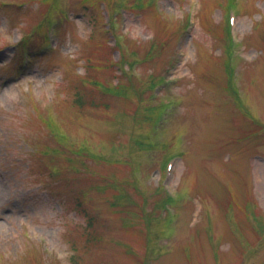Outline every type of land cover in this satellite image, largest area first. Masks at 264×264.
Masks as SVG:
<instances>
[{"label":"rangeland","instance_id":"374dc122","mask_svg":"<svg viewBox=\"0 0 264 264\" xmlns=\"http://www.w3.org/2000/svg\"><path fill=\"white\" fill-rule=\"evenodd\" d=\"M0 264H264V0H0Z\"/></svg>","mask_w":264,"mask_h":264},{"label":"bare ground","instance_id":"6f19581e","mask_svg":"<svg viewBox=\"0 0 264 264\" xmlns=\"http://www.w3.org/2000/svg\"><path fill=\"white\" fill-rule=\"evenodd\" d=\"M259 180H260V182L262 183V178H261V177H259Z\"/></svg>","mask_w":264,"mask_h":264}]
</instances>
